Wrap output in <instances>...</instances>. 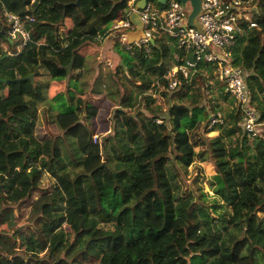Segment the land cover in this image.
Returning a JSON list of instances; mask_svg holds the SVG:
<instances>
[{
    "label": "trees",
    "instance_id": "obj_1",
    "mask_svg": "<svg viewBox=\"0 0 264 264\" xmlns=\"http://www.w3.org/2000/svg\"><path fill=\"white\" fill-rule=\"evenodd\" d=\"M76 1L0 0V59L6 56L0 78L13 81L0 84V264H263L264 249L252 236L264 237V0H241L251 20L242 22L232 49L262 125L259 135L245 133L241 111L210 65H198L187 78L179 74L176 89L168 90L174 54L181 56L169 37L157 38L148 52L123 45V58L111 74L118 100L111 129L96 143L92 137L83 146L80 137L82 171L70 183L57 146L53 101L64 97L80 112L89 104L102 107L104 95L78 93L69 82L82 76L98 37L103 40L113 22L127 18L130 0ZM4 12L31 18L23 24L25 46L9 40ZM72 59L68 77L64 68ZM32 69L33 82L23 80ZM214 87L219 89L206 111L200 93ZM157 98L166 102L164 110ZM217 112L223 123L209 127V115ZM65 118L61 121L77 124L70 130L79 136L84 130L79 120L74 114ZM212 132L217 137L207 139ZM202 147L216 154L209 186L230 212L228 219L215 218L228 224L218 239L194 225L196 197L175 199L167 173L168 165L203 162L197 151ZM60 180L82 209L72 208ZM28 203V217L18 227L14 213Z\"/></svg>",
    "mask_w": 264,
    "mask_h": 264
},
{
    "label": "built area",
    "instance_id": "obj_2",
    "mask_svg": "<svg viewBox=\"0 0 264 264\" xmlns=\"http://www.w3.org/2000/svg\"><path fill=\"white\" fill-rule=\"evenodd\" d=\"M140 0L128 2L129 13L125 20L111 24L108 31L117 33L116 38L127 45L126 33L135 27L129 22L131 12H136L142 24V36L135 43L149 51V45L157 38L165 35L172 39L181 56L174 54V65L168 71V90L173 91L179 84V74L187 78L190 72L196 71L200 64L213 67L215 78L222 84L225 94L231 99L233 106L242 113V125L245 133L256 137L260 133L261 124L250 105V98L244 81L243 69L233 64L232 54L235 37L242 33V22L251 20V13L246 12L241 0H200V10L193 22L188 26L187 18L190 12L185 5L177 0H167L163 7L146 3L142 9L137 5ZM33 3L34 0H31ZM249 3L246 2V4ZM189 8V7H188ZM9 23L8 38L10 41L20 40L19 47L25 46L28 39L23 24L32 21L26 16L23 20L14 14L4 12ZM250 27H255L252 23ZM213 89V88H212ZM218 87L214 90L218 91ZM209 127L223 123L220 112L209 115ZM156 123H161L156 120ZM97 138L93 137V143Z\"/></svg>",
    "mask_w": 264,
    "mask_h": 264
},
{
    "label": "rangeland",
    "instance_id": "obj_3",
    "mask_svg": "<svg viewBox=\"0 0 264 264\" xmlns=\"http://www.w3.org/2000/svg\"><path fill=\"white\" fill-rule=\"evenodd\" d=\"M152 6H157L156 2L150 1ZM248 7V6H246ZM187 11L189 8L186 6ZM264 37V34L262 35ZM123 44L116 38L109 37V34L106 38L99 39L98 55H96L92 60L88 58V61H85L82 76L75 80L79 86H84L85 93L87 94H95L98 89L100 91L99 95L105 96V101L102 102V107L100 109H94L93 107L90 109L92 114H88L92 117L93 123H88L87 127L85 125L82 126L84 130L81 131V134L77 136V134H73L74 130H70L72 127L75 128L76 123H67V121H60L58 117V129L60 130L59 138L62 139L60 142V146L63 150V157L65 158L68 164L67 177L70 183L74 182L76 177L81 173V167H79L84 155L83 150L79 148L78 142L79 139L83 136L85 142L82 145H86L90 143L92 137H96L98 141H101L110 131L111 129V117L114 109L118 108V100L116 96V85L111 79V74L115 73V69L117 65L120 63L123 58ZM3 48H5L3 46ZM114 71V72H113ZM34 72V69L28 71L26 74H31ZM95 73V74H94ZM96 75V76H95ZM96 78H95V77ZM45 79H48L45 77ZM93 79V80H92ZM93 81L92 85H90V81ZM69 82V85L75 84ZM90 86V88H89ZM98 88V89H97ZM215 88V87H214ZM212 89L205 91V93L201 94V100L199 105L205 106L206 111H209L208 101L214 96V92ZM156 104H158L163 110L166 108V102L161 98H157ZM222 107L225 108V104L221 103ZM54 113L56 114L55 110ZM199 116L203 119L204 113L199 111L197 112ZM221 113V112H220ZM222 114V113H221ZM190 118L193 113L190 111ZM78 121V120H77ZM58 133V131H57ZM74 133H78L75 131ZM77 136V138H76ZM207 139H213L217 137L216 132H212L207 134ZM86 143V144H85ZM58 146V145H57ZM200 153H203L205 158L203 162H196L191 166L185 168L179 164H175L174 166H167V173L170 176L171 185L173 188L174 198L186 199L189 194H193L195 199V205L193 208L192 219L194 225L202 229L207 233V235L213 239H218L221 235L222 230L226 227L228 228V224L223 226L219 225L215 222V218L222 215L228 219L230 217L229 210L219 201V199L213 194L209 183L212 181L213 177L216 176V171L213 166V158L216 154L207 153L204 147L198 149ZM61 153V152H60ZM68 182V183H69ZM60 185L66 194V197L70 203H72V208L76 211L82 209V205L80 202L77 205L71 202L70 193L67 192V185L60 180ZM76 197H81L80 193L78 195L74 191ZM72 197V196H71ZM30 204H26L23 206L20 211H16L14 213L13 222L18 227H22L23 223L28 217ZM16 227V226H15ZM104 229H113V231L121 232L120 227L111 225L103 226ZM252 239L255 243H258L264 249V237H256L252 236ZM97 247L102 249L104 244H99ZM260 259L264 264V251L260 255ZM79 264V263H77Z\"/></svg>",
    "mask_w": 264,
    "mask_h": 264
},
{
    "label": "water",
    "instance_id": "obj_4",
    "mask_svg": "<svg viewBox=\"0 0 264 264\" xmlns=\"http://www.w3.org/2000/svg\"><path fill=\"white\" fill-rule=\"evenodd\" d=\"M150 1H154L156 2V4L160 5L161 7L166 5L167 0H140L137 8L140 10L142 9L146 3L150 2ZM180 4L185 5L186 3H188V7L190 9L188 18H187V23L188 26L192 27L193 26V22L195 20V18L197 17L199 10H200V0H177ZM79 0L76 1L75 5H78ZM129 22L135 27V29L133 31H128L126 33V39H127V45L131 46L135 43H137L139 41V38L142 36V24L139 20V16L136 12H131L129 17ZM0 34H4L3 32H1ZM151 44H154V42H152ZM6 56H3L0 59V63L1 61L5 58ZM73 59L71 60L70 64L64 68V70L66 71L68 77L70 75L72 66H73ZM23 80H30L31 82H33V75H29L27 77H24ZM13 81L10 80H3L0 78V84L2 85H8ZM19 82V81H17ZM244 234L246 235V231L244 232Z\"/></svg>",
    "mask_w": 264,
    "mask_h": 264
},
{
    "label": "crops",
    "instance_id": "obj_5",
    "mask_svg": "<svg viewBox=\"0 0 264 264\" xmlns=\"http://www.w3.org/2000/svg\"><path fill=\"white\" fill-rule=\"evenodd\" d=\"M111 26V25H110ZM110 28V27H109ZM109 33V37H113L116 38V35L117 33H114V32H110L108 31ZM107 37V36H106ZM99 39H101L100 37H98ZM117 40V38H116ZM103 41V40H102ZM99 53V52H98ZM98 53H95L94 55H88L85 57V60H84V64H85V61H88L90 58L91 60L96 56L98 55ZM84 67V65H83ZM83 70V69H82ZM95 74V73H94ZM96 76V75H95ZM94 76V77H95ZM96 78V77H95ZM93 80V79H92ZM90 81V85H92L93 81ZM75 81H72L71 83H74ZM72 87L76 88L78 93H81V94H84L85 93V88L84 86H79V84H77L75 82V84H71ZM90 88V86H89ZM98 89V88H97ZM97 93L100 94V91L98 89ZM53 104L55 106V112H56V123H58V117H63V119L65 118V116H67V114H74L75 118H77V120H79L78 122L81 124V127L83 125H85L87 127V124L88 123H93L92 122V117H90L88 114H92V112L90 111V109L92 108L91 104H89L84 110H81L82 112L80 111H75V110H71V106L65 101L64 97H61V98H58L56 101L54 100L53 101ZM61 118H59V120H63ZM66 119V118H65ZM58 124H57V130H58V138H59V134H60V130L58 129ZM88 128V127H87ZM60 142H62V139H57V145H58V148L60 149V152L61 154H63V150L60 146ZM63 157V155H62ZM64 158V157H63ZM65 159V158H64ZM80 167V166H79ZM69 168V167H68Z\"/></svg>",
    "mask_w": 264,
    "mask_h": 264
}]
</instances>
